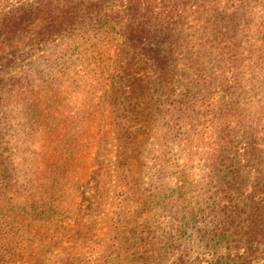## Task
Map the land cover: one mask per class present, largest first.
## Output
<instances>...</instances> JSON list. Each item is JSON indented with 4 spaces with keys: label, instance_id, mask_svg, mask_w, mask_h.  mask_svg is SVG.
<instances>
[{
    "label": "rangeland",
    "instance_id": "1",
    "mask_svg": "<svg viewBox=\"0 0 264 264\" xmlns=\"http://www.w3.org/2000/svg\"><path fill=\"white\" fill-rule=\"evenodd\" d=\"M25 2L28 0L0 4V26L25 9ZM230 2L233 4V0ZM236 2L237 14H233L236 27L230 31V26L223 23V30L226 34L234 32L236 41L235 47L224 50L228 53L170 54L179 81L177 92L192 104L185 115H169L166 110L163 122L155 119L133 122L131 128L139 131L126 148L124 143L107 146L104 136L101 145L86 148L87 162H73L77 164L66 173L72 177L75 169L82 167L84 188L63 185L60 195L67 205L64 203L53 219L44 215L41 208L34 210L27 206L28 203L0 201V264H209L213 261L214 250L224 242L211 233L226 227L221 208L245 207L242 201L254 191L257 175L264 176V164L254 168L247 165L253 125L260 128V137L264 138V0ZM125 7L129 9L130 2L126 1ZM36 29L31 26L26 34L8 35L0 28V111L12 75L22 69L28 80L27 91L34 89L38 97L45 99L44 75L37 72L41 66L33 62L55 60L61 46L53 39L34 36ZM154 41L159 43L160 37ZM10 46L11 50H7ZM198 56H201V74L209 72L211 81L215 82L213 86L204 88L203 80L195 86L190 84L194 69L188 70L186 64ZM12 58L19 61L9 63ZM20 58L25 59L24 63ZM185 71L186 77L182 76ZM224 75L229 76L227 81ZM51 90L50 96L57 93ZM70 91L68 88L64 95L65 107L53 103L56 119L52 114H47L44 122L30 120L24 114L10 119L9 113L7 122L12 124L6 125L0 113V185L13 180L16 166L30 175L37 167L48 166V155L60 148L59 136L54 140L51 132L54 137L62 130L68 137L74 135L72 114L78 100ZM215 91L219 92L218 96L211 100L208 94ZM218 97L222 104L234 105L223 127L218 126L222 123L216 106ZM27 112L31 115L32 107ZM50 125L54 128L49 131ZM101 126L104 135L105 125ZM88 133L89 127L85 126L78 135L86 138ZM224 150L232 157L231 167L219 164ZM124 151L131 153L130 158L122 161L123 154H119ZM215 168L225 169L216 172ZM228 174L236 177L231 185ZM223 198L226 202H222ZM246 264H264V244H258Z\"/></svg>",
    "mask_w": 264,
    "mask_h": 264
},
{
    "label": "trees",
    "instance_id": "2",
    "mask_svg": "<svg viewBox=\"0 0 264 264\" xmlns=\"http://www.w3.org/2000/svg\"><path fill=\"white\" fill-rule=\"evenodd\" d=\"M7 1L9 0H0V4ZM126 1L130 2L129 9L125 7ZM235 2L236 0H233V4L230 0L25 2V9L6 19L5 24L0 26L1 30L8 35L26 34L31 26H36L33 35H41L42 39L58 42L61 46L60 54L55 60L43 59L42 63L37 60L33 62L34 65L41 66L37 72L44 75L43 80L47 85L44 100L38 97V92L34 89L28 90L31 95L28 96V80L25 78L24 69L12 75L11 86L5 97H2L4 106L0 111L1 117L6 125L12 124L7 122L9 113L10 119H18L23 114L38 122H44L47 114H52V118L56 119L53 114L54 104H62L65 107L64 95L70 88V92L74 97L76 95L78 100L72 114L75 133L68 137L62 130L54 137L51 132L50 136L54 140L59 136L60 148L48 155V166L45 169L42 166L37 167L32 175L25 169H18V166L13 168V180L0 185V201L9 200L20 205L28 203L27 206H32L34 210L41 208L44 215L53 219L61 208H64V203L67 205L60 195L63 185L84 188L82 182L85 172L82 167L76 168L72 177L66 173L71 172L69 167L77 164L73 162H87V153L84 151L86 148L101 145L103 136L107 146L124 143L126 148L125 145L130 146L133 142L131 138L134 134L137 136L139 131L131 128L133 122H151L154 119L163 122L166 110L169 115H185L192 104L190 100H183L177 92L179 81L176 80L175 66L172 64L174 60L170 54H213L214 51L228 53L224 50L235 47L236 41L234 32L226 34L223 30V23L230 26V31L236 27V16L233 15L237 11ZM157 36L160 37L159 43L154 41ZM4 43L7 45V42ZM11 47L7 50H11ZM200 58L201 56H198L192 59L191 64L189 61L186 64L188 70L194 69L190 84L195 86L203 80L204 88L213 86L215 82L211 81L209 72L201 74L203 71L199 68ZM17 61L19 58H12L9 63ZM20 61L24 63L25 59L20 58ZM186 75V71L182 73V76ZM228 77L225 76L224 80L227 81ZM232 77L231 75V79ZM52 88L57 93L50 96L48 91ZM222 91L223 89L219 92ZM217 93L210 92L208 96L212 100L218 96ZM216 102H219L216 106L220 109L219 120L222 122L218 126L223 127L228 122L227 117L231 112L229 110L233 109L234 105L222 104L219 97ZM28 107H32L31 115L27 112ZM89 114L92 115L91 118ZM234 119L232 116V123ZM14 121L17 123V120ZM19 124L20 122L17 123ZM103 124L106 131L103 132L104 135L101 126ZM85 126L89 127V133L86 138L79 137L78 133L84 131ZM222 127L220 129L224 131ZM253 127L247 164L252 168L264 164V138L260 137V128L256 125ZM53 128L50 125L49 131ZM84 141L86 143H83ZM73 149H77L76 153ZM222 152L224 153L220 154V166L231 167L232 157L226 154L227 151ZM109 153L105 155L106 158ZM129 153L131 152L124 151L119 154H123L122 161L130 158ZM224 169L215 168V171ZM258 171L261 173V170ZM227 177L230 185L236 180V177L230 174ZM222 202L226 200L223 198ZM242 203L246 206L221 208L220 214L226 217V227L211 233L224 242L214 250V259L209 264H246L254 255L258 244H264L263 174L257 175L254 191L247 195ZM245 213L246 216L243 217Z\"/></svg>",
    "mask_w": 264,
    "mask_h": 264
}]
</instances>
